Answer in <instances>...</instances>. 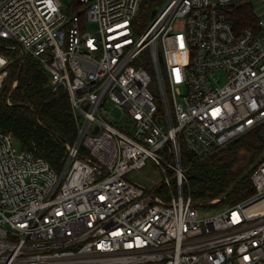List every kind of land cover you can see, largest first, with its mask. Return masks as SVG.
<instances>
[{
  "label": "built area",
  "instance_id": "built-area-1",
  "mask_svg": "<svg viewBox=\"0 0 264 264\" xmlns=\"http://www.w3.org/2000/svg\"><path fill=\"white\" fill-rule=\"evenodd\" d=\"M140 2L0 0V47L68 91L77 127L60 170L0 130V264H264V160L215 214L181 164L264 126V0H163L145 26ZM12 62L0 50V88ZM148 161L165 183L130 179Z\"/></svg>",
  "mask_w": 264,
  "mask_h": 264
},
{
  "label": "trees",
  "instance_id": "trees-1",
  "mask_svg": "<svg viewBox=\"0 0 264 264\" xmlns=\"http://www.w3.org/2000/svg\"><path fill=\"white\" fill-rule=\"evenodd\" d=\"M142 1L147 7H154L163 0ZM231 18L237 30L253 25V6H237ZM0 50L13 59L0 88V130L12 133L22 149L34 151L60 170L66 145L74 141L77 132L69 93L65 88L54 91L48 74L34 58L21 59L17 51L8 52L1 47ZM15 81L17 85L12 88ZM263 130L264 126L256 133V140L242 136L204 160L184 149L181 159L187 176L184 194L203 202L220 198L214 206L233 205L252 196L255 189L251 172L264 160Z\"/></svg>",
  "mask_w": 264,
  "mask_h": 264
},
{
  "label": "rangeland",
  "instance_id": "rangeland-1",
  "mask_svg": "<svg viewBox=\"0 0 264 264\" xmlns=\"http://www.w3.org/2000/svg\"><path fill=\"white\" fill-rule=\"evenodd\" d=\"M62 2L64 5V11H69L71 9V7L73 6V4L76 2V0H62ZM162 5L163 4L160 3L154 7H147V5H145L144 2L141 0L140 5H139V9H138V15H137L138 20L140 21L141 25L145 26L146 24H148L151 20L153 11L156 9H159ZM260 12L261 11L258 10V13H260ZM93 26H94V24L89 23V25H87V29L93 30ZM14 44H16V41H14V40H1L0 41V45L5 46L7 48H10V46L14 45ZM3 49L5 51H8V52L11 51V50H8L5 48H3ZM115 113L118 114L117 112H115ZM259 130L254 131L250 134H247V136H245V138H250V139L256 140V133L259 132ZM13 146L17 150V152L22 151V146H21V144L17 138H15L13 140ZM129 177L133 181L140 182V183H142L148 187H155V186H159V185L165 183V176L161 173V171L158 167H155L152 164L151 161H148L147 166L145 168H143L142 170L132 171L129 174ZM173 185L175 186L174 182H173ZM165 189L166 188H164L163 191H165ZM207 206L210 208L205 209L204 211L207 214H215L218 211L225 209L229 205L214 206V204H211V205L207 204Z\"/></svg>",
  "mask_w": 264,
  "mask_h": 264
},
{
  "label": "water",
  "instance_id": "water-1",
  "mask_svg": "<svg viewBox=\"0 0 264 264\" xmlns=\"http://www.w3.org/2000/svg\"><path fill=\"white\" fill-rule=\"evenodd\" d=\"M20 77V71L18 72V74H17V79ZM262 135L264 136V130H263V132H262Z\"/></svg>",
  "mask_w": 264,
  "mask_h": 264
}]
</instances>
